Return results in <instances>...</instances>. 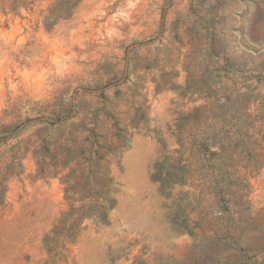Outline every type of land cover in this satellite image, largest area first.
Masks as SVG:
<instances>
[{
  "label": "rangeland",
  "instance_id": "obj_1",
  "mask_svg": "<svg viewBox=\"0 0 264 264\" xmlns=\"http://www.w3.org/2000/svg\"><path fill=\"white\" fill-rule=\"evenodd\" d=\"M0 264H264V0H0Z\"/></svg>",
  "mask_w": 264,
  "mask_h": 264
}]
</instances>
